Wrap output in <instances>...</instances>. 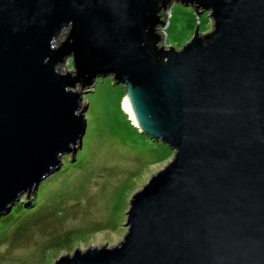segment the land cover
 Masks as SVG:
<instances>
[{
  "label": "water",
  "instance_id": "1",
  "mask_svg": "<svg viewBox=\"0 0 264 264\" xmlns=\"http://www.w3.org/2000/svg\"><path fill=\"white\" fill-rule=\"evenodd\" d=\"M173 2L212 20L179 49L164 44ZM108 76L174 155L132 195L118 244L54 264H264V0H0V216L74 157L83 95Z\"/></svg>",
  "mask_w": 264,
  "mask_h": 264
},
{
  "label": "rangeland",
  "instance_id": "2",
  "mask_svg": "<svg viewBox=\"0 0 264 264\" xmlns=\"http://www.w3.org/2000/svg\"><path fill=\"white\" fill-rule=\"evenodd\" d=\"M194 12L192 6L170 5L163 29L166 46L182 48L197 22L200 33L211 29L209 12L199 17ZM71 67L68 60L60 69ZM113 81L111 76L98 78L93 90L83 95L88 135L74 157L73 151L62 157L61 167L44 180L48 182L38 199V190L25 193L15 203L22 201L16 215H10V209L9 215L0 216V264H54L77 248L113 246L123 239L132 195L174 151L133 125L123 103L126 89Z\"/></svg>",
  "mask_w": 264,
  "mask_h": 264
},
{
  "label": "trees",
  "instance_id": "3",
  "mask_svg": "<svg viewBox=\"0 0 264 264\" xmlns=\"http://www.w3.org/2000/svg\"><path fill=\"white\" fill-rule=\"evenodd\" d=\"M85 116H86V114H85ZM87 135H88V130H87V128H86V131H85V134H84V137H83V141L85 140V137H87ZM85 142V141H84ZM78 161V160H77ZM48 182V180H46V181H44V182H42L41 184H40V187L38 188V191H37V194H36V198L35 199H38L39 198V195H40V193H41V190H42V187L46 184ZM21 202L22 201H20L19 203H17L16 205H14L13 206V208H12V210L10 211V215H16V213H17V211H20L19 209H17L19 206H21ZM37 203V200H35V204ZM20 209H21V207H20ZM7 213V214H8ZM8 214V215H9Z\"/></svg>",
  "mask_w": 264,
  "mask_h": 264
},
{
  "label": "bare ground",
  "instance_id": "4",
  "mask_svg": "<svg viewBox=\"0 0 264 264\" xmlns=\"http://www.w3.org/2000/svg\"><path fill=\"white\" fill-rule=\"evenodd\" d=\"M126 108V107H125ZM126 111H128L127 109H125ZM133 121H134V119H133Z\"/></svg>",
  "mask_w": 264,
  "mask_h": 264
}]
</instances>
